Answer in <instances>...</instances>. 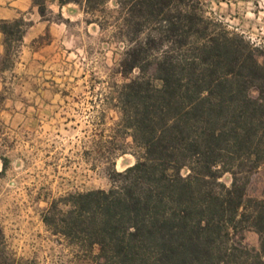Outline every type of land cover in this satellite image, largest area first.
Here are the masks:
<instances>
[{
	"label": "trees",
	"instance_id": "16d2710c",
	"mask_svg": "<svg viewBox=\"0 0 264 264\" xmlns=\"http://www.w3.org/2000/svg\"><path fill=\"white\" fill-rule=\"evenodd\" d=\"M31 1L42 18L51 4L96 16L114 3L125 45L117 72L127 79L114 107L139 150L123 171L107 170L109 189L54 200L46 228L91 264H264V199L246 194L264 165V64L249 45L212 34L190 0ZM29 26L0 21L5 57ZM246 230L258 248L245 244ZM0 264H29L10 257L1 227Z\"/></svg>",
	"mask_w": 264,
	"mask_h": 264
},
{
	"label": "rangeland",
	"instance_id": "374dc122",
	"mask_svg": "<svg viewBox=\"0 0 264 264\" xmlns=\"http://www.w3.org/2000/svg\"><path fill=\"white\" fill-rule=\"evenodd\" d=\"M189 3L212 34L241 37L264 64V0ZM118 13L111 1L96 16L74 4H51L42 18L49 26L44 34L12 38L9 56L0 58V227L11 258L91 264L41 216L68 193L109 189L107 170L121 172L135 162L131 152L139 154L119 126L113 101L116 86L127 81L117 72L125 47L112 26ZM221 181L229 185V175ZM246 194L264 199V165L250 177ZM244 242L258 248V234L246 230Z\"/></svg>",
	"mask_w": 264,
	"mask_h": 264
},
{
	"label": "crops",
	"instance_id": "0c3cea01",
	"mask_svg": "<svg viewBox=\"0 0 264 264\" xmlns=\"http://www.w3.org/2000/svg\"><path fill=\"white\" fill-rule=\"evenodd\" d=\"M23 18L32 22L25 31L23 40L31 41L43 35L49 27L39 15L31 0H0V21H13ZM5 54L4 35L0 31V58Z\"/></svg>",
	"mask_w": 264,
	"mask_h": 264
}]
</instances>
